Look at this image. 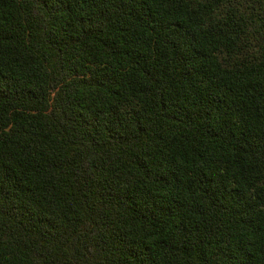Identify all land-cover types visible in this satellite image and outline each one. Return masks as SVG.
I'll use <instances>...</instances> for the list:
<instances>
[{
	"label": "trees",
	"instance_id": "16d2710c",
	"mask_svg": "<svg viewBox=\"0 0 264 264\" xmlns=\"http://www.w3.org/2000/svg\"><path fill=\"white\" fill-rule=\"evenodd\" d=\"M0 264H264V0H0Z\"/></svg>",
	"mask_w": 264,
	"mask_h": 264
}]
</instances>
